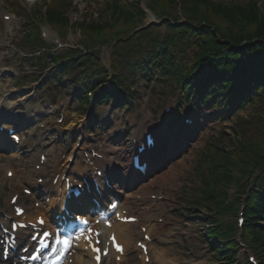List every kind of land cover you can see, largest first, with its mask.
Returning <instances> with one entry per match:
<instances>
[{
    "label": "rangeland",
    "instance_id": "obj_1",
    "mask_svg": "<svg viewBox=\"0 0 264 264\" xmlns=\"http://www.w3.org/2000/svg\"><path fill=\"white\" fill-rule=\"evenodd\" d=\"M53 0H42L35 5L26 4L23 0H0V115L3 120H12L18 123L21 132L24 136L23 147H12L9 150L18 151L19 155L24 154V157L17 161L8 158L11 170L14 171L15 177L7 178L5 170L7 167L0 169V207L4 209L6 198L14 192V187L9 184L14 183L15 179H23V176L34 169L36 157L32 158V152L38 150L44 151L45 155L51 160L53 154H57L59 167L71 156V152L76 149V152L83 147V142L86 141L92 146H99L111 149L115 148L120 153V163L124 166L122 169L129 170L130 165L124 154L129 150L130 133H138L148 128L153 121H161L166 129V123L180 119L183 121L186 110H193L197 124L194 127L196 133L191 131L190 135H194L193 139L185 143L182 150H177L180 154H169L166 149L173 146L174 143L180 144V139L176 138V128H169L170 138L175 136V142L169 141L165 147V151L159 156L162 165L159 170L150 174L145 183L149 185L148 190L152 193H145L148 197L157 195L159 198H149L154 205L149 213L142 217L152 220L150 228L153 237V248H160L159 240L162 235L167 237V244L162 249L166 248L167 260L173 259L175 264H214L215 258L212 255V250L209 247V238L203 235V232L213 224H206L214 213L212 208L204 207L200 200L201 178L195 173V166L198 163L200 152L204 150L208 142L213 143L215 149L222 152H229L233 146L238 145V137L243 141L246 136L251 142L264 147V107L260 109V113L255 111L259 106L264 105V100L256 101L253 104L245 105L242 109L233 112V109L227 108L222 104L215 105L200 104L195 108L190 103L186 102L182 96V91L177 86L175 80H162L160 74L154 70V79L152 82L144 80L140 77L139 72L133 79L127 80L126 85L133 89V99H126L125 103H129L126 109H115L111 102H103L95 105V109L91 118L88 119L87 110L88 105L84 106L83 98L89 95V88L83 93V84L81 77L75 71H68L64 75V87H59L54 83L52 75L59 73L60 70L53 71V59L49 52L57 56L66 55V50L82 49L80 38L82 41L86 40L81 24L91 23L92 21L102 22L109 21L110 24L114 22L113 17L108 20L110 15V8L107 4L112 0H63V5L68 6L72 3L71 9L68 11V16L71 21L75 22L73 28L69 31V26H56V33L61 38V41L69 45L58 47L54 44L55 32H53L49 25L42 22L37 16H32L28 20L27 17L30 12L43 14L44 5ZM121 7L124 4H129L136 0H116ZM140 6L148 4L149 0H137ZM231 3H246L248 0H216ZM259 1V5L264 7V0ZM17 3L19 6L16 11L11 4ZM58 7L61 4L55 2ZM148 6V5H147ZM122 9V8H121ZM15 11V12H13ZM3 14L12 16L10 22L2 19ZM58 16H67L66 12L55 14ZM154 16L151 13L134 26L140 28L145 26L144 34L152 35L154 38H163L168 29L163 24V19L160 15ZM156 22H151L155 20ZM33 20L30 26V35L38 37L40 35V27L49 29L50 35L46 40L45 46L47 49L42 53H32L39 49L38 45H31L21 40L22 36L28 32V21ZM133 22L126 24V21L120 20L114 29H123L127 33L132 27ZM40 25V26H39ZM136 28V29H137ZM113 29V30H114ZM139 30V29H138ZM138 30H135L134 33ZM69 31V32H68ZM68 32V33H67ZM67 33V34H66ZM63 37V38H62ZM145 37L140 36V49L145 50ZM93 39V35L91 40ZM97 41V39H94ZM99 50L98 64L104 67L108 72L110 57L112 55V43H107L102 47H94L93 50ZM43 57L38 60L37 57ZM109 82L106 83L108 85ZM89 97V96H88ZM198 99V98H197ZM199 100V99H198ZM166 104H172V113L164 115L163 108ZM124 106V105H123ZM195 108V110L193 109ZM14 115L20 114L19 120L15 119ZM61 117L62 121H57ZM167 121V122H166ZM243 121V122H242ZM242 122V123H240ZM30 124V125H28ZM43 124V127H39ZM168 124V125H169ZM240 131V136H237L235 131L236 126ZM169 127H171L169 125ZM27 128V129H26ZM89 128L91 130H89ZM247 128H249L247 130ZM193 129V130H194ZM186 134V129L182 134ZM4 136H0L2 142ZM183 138V137H182ZM186 138H183V141ZM6 140V139H5ZM189 141V140H188ZM7 144L10 142L6 141ZM42 143V146H38ZM35 145V146H34ZM37 146V147H36ZM2 148V147H0ZM239 155L240 153L237 152ZM168 156L170 159L168 160ZM50 160L47 165L50 164ZM168 160V161H167ZM4 162V161H3ZM163 166V167H162ZM234 174H239L237 170H233ZM13 179V180H12ZM24 182L17 187L20 191ZM137 190V189H134ZM132 190V191H134ZM234 187L229 189V198L231 201L243 199V195ZM142 195V194H141ZM150 195V196H151ZM39 207L36 209L43 210L45 203L42 200ZM233 213L228 212L221 217V222L228 224L233 221ZM158 220V221H157ZM261 227L264 228V217H261ZM218 241V240H217ZM208 242V243H207ZM212 243L214 240L211 241ZM245 245L249 243L244 240ZM246 248L238 249L237 261L245 264L246 256L244 251ZM248 251L250 249L248 248ZM153 264H167L163 259H158L156 256L153 259ZM128 264L136 263L135 256L129 255L127 259Z\"/></svg>",
    "mask_w": 264,
    "mask_h": 264
},
{
    "label": "trees",
    "instance_id": "obj_2",
    "mask_svg": "<svg viewBox=\"0 0 264 264\" xmlns=\"http://www.w3.org/2000/svg\"><path fill=\"white\" fill-rule=\"evenodd\" d=\"M151 4L162 12H169L172 18L165 22L168 31L162 40L149 35L150 38L146 37L148 42L144 55L135 43L137 38L127 39L125 33L114 29L120 20L129 24L137 16H142L136 4L120 7L116 0L108 3L107 8L112 9L108 20L111 17L114 20L111 24L109 21H92L90 24L82 21L81 27L87 34L84 35L87 38L86 50L96 44H104L109 39H120L110 63L112 82L120 91L117 93L114 89H106L99 94L100 100L111 98L116 107L121 106V101L133 93L126 81L131 80L137 72L145 79L151 78L150 65L163 78L175 79L187 95L194 89L200 98L206 94L216 99L226 91L227 96L232 94L237 107H243L247 101L253 103L262 99L264 13L257 6V0L241 4L216 0H180L183 17L180 23L176 12L177 0H151ZM50 13L53 22L67 20L64 16L56 17L57 11ZM102 32L107 36L103 37ZM92 35L100 37L98 43L91 40ZM129 41L135 45H128ZM87 56L68 55L65 63L54 65V69H82L78 73L85 89L94 79V82L104 83L106 73L103 68L98 67L92 55ZM93 56L97 57L96 54ZM56 58L54 63L59 60ZM98 76L100 80L96 79ZM193 76H196L194 85ZM55 79L59 85L62 84L58 75H55ZM100 83L97 82L96 86ZM237 142L238 145L231 149L233 151L220 153L211 142L202 151L195 168L201 176V201L220 217L230 211L235 213L238 200L228 203L227 188L232 184L240 188L246 195L243 235L264 261V229L255 225L264 215V147L254 144L246 136L243 141L239 139ZM233 170L239 171L242 176L251 177L253 185H243L242 179L234 175ZM220 220L215 214L211 216L208 224L214 223V227H210L207 234L219 240L213 249L216 259L222 258V264H231L237 245L233 238L236 226L224 225Z\"/></svg>",
    "mask_w": 264,
    "mask_h": 264
},
{
    "label": "bare ground",
    "instance_id": "obj_3",
    "mask_svg": "<svg viewBox=\"0 0 264 264\" xmlns=\"http://www.w3.org/2000/svg\"><path fill=\"white\" fill-rule=\"evenodd\" d=\"M45 36H48V33L46 32ZM189 125V124H187ZM18 154V152H6V153H1L0 154V157H1V160H0V169L1 168H4V167H7L5 172L9 171V162H8V158L9 157H15L16 155ZM58 158L57 155L54 156V162H56V159ZM39 160V158H38ZM4 161V162H3ZM96 163H98L96 161ZM99 164V163H98ZM82 166H83V162H81V166H80V163L79 161H75L74 163V166H71V165H64L63 166V169L62 171H64V168L67 169V172L68 173H72V172H75V168L77 170H82ZM58 169V166H54V170H57ZM42 173H44V169L43 171H41ZM36 174H40V172H35L33 170H29L27 173H26V176H25V180L28 182V183H33L34 182V176ZM19 182L17 181H14L13 185H17ZM152 183V182H151ZM42 187V191L44 193H46L47 195L51 194V191H50V186L49 185H40ZM141 189V187H140ZM118 192L119 193H123L124 190L122 188H119L118 189ZM116 197H118V195L114 194ZM10 198V197H9ZM9 198L7 200V204L5 206V209H10V203H9ZM53 199V197H52ZM143 197H140L139 200H137V195H134L132 193H128L124 196V200L122 201V206L120 207V209H129V207H134V206H137V205H140L139 202L141 201L142 204H144V201H143ZM114 200V199H112ZM111 200V201H112ZM48 207V206H47ZM46 207V209H47ZM13 214V212H12ZM25 216L28 218V219H31L33 216L35 218V216L37 214H40V215H46V211L45 210H40V211H35L34 209L32 208H28L25 212H24ZM131 215V213H130ZM32 220V219H31ZM93 220V219H92ZM132 225L131 224H127V223H120V222H114L112 224V226L110 228H105V227H100L101 230L106 233L107 235L110 233V231H114L115 232V235L117 237V239L123 244L124 246V253H125V250H127V246L128 244L130 243V241H133V237L131 236L130 232L133 231V230H130V227ZM135 229V228H134ZM148 234V233H147ZM21 238L23 237L22 234L20 236ZM76 240V239H75ZM76 242V241H75ZM76 244V243H75ZM79 247H75V246H72V249L74 250L73 254H72V257H73V264H95L92 260V254L88 251H85L84 250V246H83V242L82 240H78V245ZM135 247V245H134ZM160 251V249H159ZM85 252V253H84ZM164 252H167L166 250H161L160 252H156L157 255L158 253L160 254V256L162 257V259H165L166 258V255ZM113 258L112 257V251L109 252V254L103 258L101 260V263L100 264H116L115 262H113V260L111 259ZM142 259H143V256H142ZM103 260H105L106 262H102ZM170 261V260H169ZM172 263V262H171Z\"/></svg>",
    "mask_w": 264,
    "mask_h": 264
},
{
    "label": "snow or ice",
    "instance_id": "obj_4",
    "mask_svg": "<svg viewBox=\"0 0 264 264\" xmlns=\"http://www.w3.org/2000/svg\"><path fill=\"white\" fill-rule=\"evenodd\" d=\"M19 211V210H18ZM41 223H43V221H41ZM16 227V225H13V228H15ZM45 236H47L48 235V233H45L44 234ZM33 238H35V237H33ZM113 240H114V237H113ZM65 243H67V241H65ZM117 247H119V246H117ZM95 251H99V249H94ZM33 258H35V257H33Z\"/></svg>",
    "mask_w": 264,
    "mask_h": 264
}]
</instances>
